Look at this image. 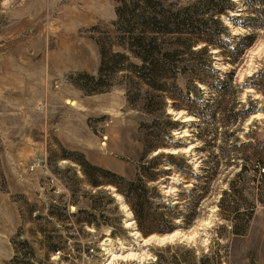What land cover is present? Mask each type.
Here are the masks:
<instances>
[{
	"label": "rangeland",
	"instance_id": "1",
	"mask_svg": "<svg viewBox=\"0 0 264 264\" xmlns=\"http://www.w3.org/2000/svg\"><path fill=\"white\" fill-rule=\"evenodd\" d=\"M123 1L0 0V264L264 263V240L248 233L250 216L264 209L253 171L264 165V0L211 2L231 6L218 18L229 46L199 55L221 76L231 72L223 98L179 75L151 113L147 87L130 86L126 71L97 93L76 85L80 73L97 75L100 42L122 51L115 41ZM151 121L160 145L143 159ZM67 153L126 179L160 155L157 177L146 183L176 214L173 228L144 234L110 176L94 171L100 185H91Z\"/></svg>",
	"mask_w": 264,
	"mask_h": 264
},
{
	"label": "trees",
	"instance_id": "2",
	"mask_svg": "<svg viewBox=\"0 0 264 264\" xmlns=\"http://www.w3.org/2000/svg\"><path fill=\"white\" fill-rule=\"evenodd\" d=\"M212 1L196 0L180 8H171L165 5L164 0H124L116 8V29L121 35L117 36L115 44L122 48V51L112 52V43L110 52L108 46L100 42V65L97 75L80 73L76 85L87 93H97L104 89L110 76L113 77L119 71H126V74H129L130 86L147 87L143 108L146 113H151L158 100V92L165 90V85L178 88L179 75L188 74L189 79L207 84L219 93L218 99H222L224 92L232 85L231 72L221 76L211 65H206L199 58L209 46H229L227 42L221 41L220 36L225 33L226 28L218 18L231 6L224 1L218 4H212ZM205 15L206 18L203 19ZM201 41L204 46L193 50V46ZM187 55L192 59L193 55L196 56L194 62H190L189 58H186ZM252 110L251 107L240 113L244 115ZM189 112L199 118L214 117V112L206 115L196 111ZM151 122L153 124H146L151 128L150 135H145L142 140L143 159L149 151L160 145L159 129L155 128V121ZM159 156L156 155L147 161V164L144 160L145 162L138 165L132 179L100 169L80 155L67 153L66 157L80 164L85 177L93 186L100 185V175H94V171L109 175L108 181L124 196L138 228L147 234L152 231H170L173 228V216L176 215L171 206L163 201L158 189L155 186L149 188L146 183V180H155L157 177L155 168ZM78 211L83 212L84 209L80 208Z\"/></svg>",
	"mask_w": 264,
	"mask_h": 264
},
{
	"label": "crops",
	"instance_id": "3",
	"mask_svg": "<svg viewBox=\"0 0 264 264\" xmlns=\"http://www.w3.org/2000/svg\"><path fill=\"white\" fill-rule=\"evenodd\" d=\"M248 233L251 234H257L260 236V239L258 240H264V209L255 212V214L250 216ZM264 264V263H261Z\"/></svg>",
	"mask_w": 264,
	"mask_h": 264
},
{
	"label": "built area",
	"instance_id": "4",
	"mask_svg": "<svg viewBox=\"0 0 264 264\" xmlns=\"http://www.w3.org/2000/svg\"><path fill=\"white\" fill-rule=\"evenodd\" d=\"M253 171L255 172V184L258 185V191L264 196V183L261 181V177L264 176V165H260V163H257L254 166ZM244 210L246 211L244 205L238 206V211L243 212Z\"/></svg>",
	"mask_w": 264,
	"mask_h": 264
},
{
	"label": "bare ground",
	"instance_id": "5",
	"mask_svg": "<svg viewBox=\"0 0 264 264\" xmlns=\"http://www.w3.org/2000/svg\"><path fill=\"white\" fill-rule=\"evenodd\" d=\"M117 197L121 199V197L119 195H117ZM121 205L125 208V212H126V215L128 217L127 225H129V226L132 225V227H133L134 221H133L131 212L129 211L127 205H125L124 203H122ZM174 236H175V234H173V235H167V236H163V237H159V236H155L154 235V236H150V237L146 238L143 241H146L147 242L148 240H152L155 243H162V242H164L166 240H171Z\"/></svg>",
	"mask_w": 264,
	"mask_h": 264
}]
</instances>
